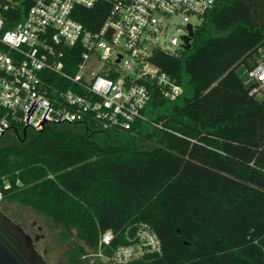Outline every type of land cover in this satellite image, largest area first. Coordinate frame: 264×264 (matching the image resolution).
<instances>
[{
    "label": "trees",
    "instance_id": "trees-1",
    "mask_svg": "<svg viewBox=\"0 0 264 264\" xmlns=\"http://www.w3.org/2000/svg\"><path fill=\"white\" fill-rule=\"evenodd\" d=\"M107 8L78 6L76 16L97 28ZM194 32L189 48L152 57L183 93L151 86L146 118L130 128L90 120L3 135L0 207L16 223L11 206L38 215L65 247L62 264H90L106 230L108 251L129 243L139 222L161 253L127 264H264V95L236 69L264 46V0H216Z\"/></svg>",
    "mask_w": 264,
    "mask_h": 264
},
{
    "label": "built area",
    "instance_id": "built-area-1",
    "mask_svg": "<svg viewBox=\"0 0 264 264\" xmlns=\"http://www.w3.org/2000/svg\"><path fill=\"white\" fill-rule=\"evenodd\" d=\"M215 2L0 0V137L90 120L103 128L128 129L145 119L151 86L170 99L183 93L176 79L154 63V51L178 53L188 23L194 29ZM97 3L107 4L105 17L97 28L87 27L76 8ZM261 54L246 68L250 93L256 95H264ZM126 233L129 243L108 251L113 232H101L97 248L85 255L90 264H127L161 253V241L147 223Z\"/></svg>",
    "mask_w": 264,
    "mask_h": 264
},
{
    "label": "water",
    "instance_id": "water-1",
    "mask_svg": "<svg viewBox=\"0 0 264 264\" xmlns=\"http://www.w3.org/2000/svg\"><path fill=\"white\" fill-rule=\"evenodd\" d=\"M188 34L184 35L183 48L191 45L194 29L188 23ZM18 138L25 140L26 128L23 135L17 131ZM0 264H50L46 261L41 251L36 247L33 237L19 223L0 207Z\"/></svg>",
    "mask_w": 264,
    "mask_h": 264
},
{
    "label": "rangeland",
    "instance_id": "rangeland-1",
    "mask_svg": "<svg viewBox=\"0 0 264 264\" xmlns=\"http://www.w3.org/2000/svg\"><path fill=\"white\" fill-rule=\"evenodd\" d=\"M192 21L196 24L197 19L195 16L191 15L190 17ZM238 73L242 76L246 77V66L244 63H240L238 67L236 68ZM9 135H5L0 139L1 143L7 142L10 140ZM1 206L6 204H0ZM7 207V206H6ZM11 213L15 216L14 220L19 221V223L25 227L28 233H30L33 237L38 234V238L35 241L38 249L41 251L43 256L45 257L46 261L50 264H62L64 263L63 258V252L65 250V247L61 246H55L52 244L50 240L49 233L41 226L42 220L38 215H35V213L27 208L20 207V206H11L9 208ZM41 224V225H40ZM38 227H41L40 229Z\"/></svg>",
    "mask_w": 264,
    "mask_h": 264
},
{
    "label": "crops",
    "instance_id": "crops-1",
    "mask_svg": "<svg viewBox=\"0 0 264 264\" xmlns=\"http://www.w3.org/2000/svg\"><path fill=\"white\" fill-rule=\"evenodd\" d=\"M260 49H261L262 52H264V46L260 47ZM262 58H263V56H262L261 52H259L258 55L256 56L257 62H258L260 59H262ZM250 62H252V60H251ZM246 68H247V67H246Z\"/></svg>",
    "mask_w": 264,
    "mask_h": 264
},
{
    "label": "flooded vegetation",
    "instance_id": "flooded-vegetation-1",
    "mask_svg": "<svg viewBox=\"0 0 264 264\" xmlns=\"http://www.w3.org/2000/svg\"><path fill=\"white\" fill-rule=\"evenodd\" d=\"M15 136L18 137V135L15 133Z\"/></svg>",
    "mask_w": 264,
    "mask_h": 264
}]
</instances>
